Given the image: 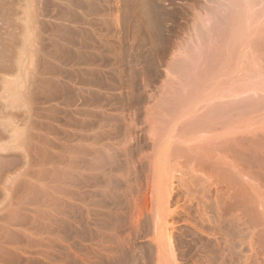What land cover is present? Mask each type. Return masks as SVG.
<instances>
[{
    "label": "rangeland",
    "instance_id": "rangeland-1",
    "mask_svg": "<svg viewBox=\"0 0 264 264\" xmlns=\"http://www.w3.org/2000/svg\"><path fill=\"white\" fill-rule=\"evenodd\" d=\"M64 1L0 0V264H264L219 172L264 132L219 113L264 99V0Z\"/></svg>",
    "mask_w": 264,
    "mask_h": 264
},
{
    "label": "bare ground",
    "instance_id": "bare-ground-1",
    "mask_svg": "<svg viewBox=\"0 0 264 264\" xmlns=\"http://www.w3.org/2000/svg\"><path fill=\"white\" fill-rule=\"evenodd\" d=\"M212 45V44H211ZM215 47V46H214ZM261 47V46H260ZM213 49V48H212ZM218 53V52H217ZM221 54V53H219ZM214 55V54H213ZM256 60V59H255ZM263 60V59H262ZM217 61V60H216ZM258 62V61H257ZM209 63V62H208ZM213 64V63H212ZM207 65V63H206ZM205 65V66H206ZM217 65V64H216ZM261 66V65H260ZM210 68V67H209ZM212 69V67H211ZM258 69V68H257ZM252 70V69H251ZM250 71V70H249ZM257 71V70H256ZM179 72V71H178ZM207 72V70H206ZM248 72V71H247ZM246 72V73H247ZM252 72V71H251ZM198 74V73H197ZM245 74V73H244ZM251 74V73H250ZM254 74V73H252ZM210 75V74H209ZM246 75V74H245ZM244 76V75H243ZM257 77V75H256ZM180 81L182 79H179ZM195 81V79H194ZM221 83V82H220ZM231 85V84H230ZM237 85V84H236ZM264 85V84H263ZM185 86V85H184ZM223 86V85H222ZM8 87V86H7ZM230 87V86H229ZM247 87V86H246ZM249 88V87H248ZM242 89V88H241ZM250 89V88H249ZM177 90V89H176ZM234 91V90H233ZM5 93V92H4ZM183 93V92H182ZM247 93V92H246ZM190 94V93H189ZM209 95V94H208ZM244 95V94H243ZM254 95V94H253ZM188 96V95H187ZM5 97V96H4ZM222 97V96H221ZM261 97V96H260ZM166 98V97H165ZM247 98V97H246ZM250 98V97H249ZM256 98V97H255ZM199 99V98H198ZM245 99V98H244ZM23 100V99H22ZM159 100V99H158ZM248 100V99H247ZM242 101L241 102V99H240V103L238 102V104L234 105V103H232V105H229L227 107H224V109L222 108V110H219L220 112V116L222 118V116L226 115V114H231V111L234 115L236 114H244V113H247L251 110H257V109H260V108H263L264 107V99L260 100L261 102H255L254 103V100H251L249 99L248 101ZM21 101V100H20ZM238 101V100H237ZM169 102V101H168ZM185 102V101H184ZM189 103V102H188ZM237 103V102H236ZM13 104V103H12ZM11 104V105H12ZM217 105V104H216ZM228 105V104H227ZM13 107V106H12ZM173 107V106H172ZM185 107V106H184ZM211 109V108H210ZM177 110V109H176ZM209 112V111H208ZM263 112V111H262ZM174 113V112H173ZM195 113V112H194ZM210 113V112H209ZM216 113V112H215ZM202 114V113H201ZM212 114V112H211ZM231 114V116L233 115ZM250 114V113H249ZM257 114V113H256ZM263 114V113H262ZM237 115V116H238ZM251 115V114H250ZM195 116V115H194ZM210 116V115H209ZM212 116V115H211ZM230 117V115H227ZM226 116V117H227ZM240 116V115H239ZM165 117V116H164ZM181 117V116H180ZM213 117V116H212ZM216 117V116H215ZM158 118V117H157ZM175 118V117H174ZM232 118V117H231ZM173 119V118H172ZM225 119V116L224 118ZM228 119V118H227ZM227 119L225 121H227ZM250 119V117H249ZM131 120V119H130ZM166 120V119H165ZM197 120V119H196ZM207 120V119H206ZM236 120V119H235ZM8 121V120H7ZM198 121V120H197ZM243 121V120H242ZM188 122V121H187ZM206 122V121H205ZM218 122V121H217ZM167 123V122H166ZM196 123V122H194ZM207 123H208V120H207ZM205 123V124H207ZM214 123V122H212ZM228 123V122H227ZM226 123V124H227ZM199 124V123H198ZM209 124V123H208ZM207 124V125H208ZM223 124V123H222ZM4 125V124H3ZM216 125V124H215ZM235 125V124H234ZM5 126V125H4ZM7 126V125H6ZM166 126V125H165ZM204 126V125H203ZM220 126V125H219ZM190 127V126H189ZM206 127V126H205ZM217 127V126H216ZM133 128V127H132ZM183 128V127H182ZM196 128V127H195ZM215 128V127H214ZM221 128V127H220ZM236 128V127H235ZM191 129V128H190ZM210 129V128H209ZM252 129V128H251ZM157 130V129H156ZM163 130V129H162ZM201 130V129H200ZM214 130V129H213ZM141 131V130H140ZM185 131V130H183ZM208 131V130H207ZM246 130H244V133H245ZM202 132V131H201ZM205 132V131H204ZM232 132V131H231ZM248 132V131H247ZM246 132V133H247ZM252 132V131H251ZM167 133V132H166ZM185 133V132H184ZM197 133V132H196ZM237 133V132H236ZM249 133V132H248ZM11 134V133H10ZM157 134V133H156ZM188 134V133H187ZM252 134V133H251ZM254 135V136H253ZM253 135L249 138L248 136H243L238 138V139H235L236 142L238 140V142L234 144V142L231 143V145H229L230 150L231 151V158L234 159L235 162L237 163H241L243 164V168H246L244 167L245 165L247 166V169L245 171V173H241V170L237 172V170H239V168L236 169L235 167V164L232 166V165H229V170H226L224 167L223 169L225 170H219L220 173H222V175L226 176L227 179H229L231 182H233L237 187H238V190L240 192H243L244 194H247L249 196L248 199H251L254 201V204L256 205L257 209L259 208L260 211H258V214H259V219L261 218L260 222L264 221V202L260 203L261 200L264 199V197L262 196L263 193H264V132L262 133H254L253 132ZM226 136V135H225ZM202 137V136H201ZM204 137V136H203ZM248 137V138H247ZM19 139V138H17ZM195 139V138H194ZM121 140V139H120ZM210 140V139H209ZM9 142V141H8ZM160 142V141H159ZM214 142V141H213ZM217 142V141H216ZM223 142V141H222ZM108 144V143H107ZM148 144V143H147ZM146 144V145H147ZM157 144V142H156ZM199 144V143H198ZM206 144V143H205ZM221 144V143H220ZM159 145V144H158ZM207 145V144H206ZM233 145V146H232ZM90 147V146H89ZM88 147V148H89ZM150 147V146H149ZM219 147V145H218ZM87 148V147H86ZM205 148V147H204ZM209 148V147H208ZM223 148V147H222ZM185 149V148H184ZM227 149V147H226ZM229 149V148H228ZM102 150V149H101ZM155 150V149H154ZM204 150V149H203ZM207 150V149H206ZM218 150V149H216ZM229 151V150H228ZM186 152V151H185ZM217 152V151H216ZM199 153V152H198ZM226 153V152H225ZM229 153V152H228ZM175 154V153H174ZM214 154V152H213ZM224 154V153H223ZM179 156V155H178ZM197 156V155H196ZM211 156V155H210ZM216 156V155H215ZM225 156V155H224ZM217 157V156H216ZM185 158V157H184ZM202 158V157H201ZM155 159V158H154ZM176 159V158H175ZM181 159V158H180ZM214 159V158H213ZM223 159V158H222ZM225 159V158H224ZM209 160V159H208ZM216 160V159H215ZM221 160V158H220ZM199 161V160H198ZM212 161V160H211ZM206 162V160H205ZM220 162V161H219ZM230 162V161H229ZM215 163V162H214ZM184 164V163H183ZM201 164V163H200ZM218 164V162H217ZM222 164V163H221ZM228 164V162L226 163V165ZM231 164V163H229ZM202 165V164H201ZM207 165V164H206ZM223 165V164H222ZM220 165V166H222ZM225 165V164H224ZM240 165V164H239ZM65 166V165H64ZM128 166V165H127ZM208 166V165H207ZM219 166V167H220ZM228 166V165H227ZM213 167V166H212ZM215 167V166H214ZM217 167V166H216ZM215 167V169H217ZM235 167V168H234ZM242 167V166H241ZM153 168V166H152ZM222 168V167H220ZM214 169V168H213ZM219 169V168H218ZM174 170V168H173ZM198 170V169H197ZM245 170V169H243ZM215 172V170H212V172ZM217 171V170H216ZM134 172V171H133ZM213 172V173H214ZM240 172V173H239ZM244 172V171H242ZM74 174V173H73ZM82 174V173H81ZM154 174V173H153ZM154 176V175H153ZM184 176V175H183ZM214 176V175H213ZM212 176V177H213ZM200 178V177H199ZM220 178V177H219ZM73 179V178H72ZM249 180L251 182H249ZM254 180H257L262 183L261 186L259 187V185H257V181L255 183H252ZM62 181V180H61ZM122 181V180H121ZM131 181V180H130ZM191 183V182H190ZM258 183V184H259ZM90 184V183H89ZM155 184V183H154ZM189 184V183H188ZM194 185V184H193ZM232 186V185H231ZM230 188V187H229ZM237 190V191H238ZM49 191V190H48ZM210 191V190H209ZM75 192V191H74ZM79 192V191H78ZM229 192V191H228ZM165 196V195H164ZM236 196V195H235ZM247 196V197H248ZM236 198V197H235ZM262 198V199H261ZM260 199V200H259ZM258 200V201H257ZM246 201V200H245ZM50 202V201H49ZM248 203V202H247ZM253 203V202H251ZM254 206V205H253ZM218 208V207H217ZM257 212V210H256ZM257 219V218H256ZM238 224V223H237ZM18 225V223H17ZM246 233V232H245ZM263 235V234H262ZM240 240V239H239Z\"/></svg>",
    "mask_w": 264,
    "mask_h": 264
},
{
    "label": "water",
    "instance_id": "water-1",
    "mask_svg": "<svg viewBox=\"0 0 264 264\" xmlns=\"http://www.w3.org/2000/svg\"><path fill=\"white\" fill-rule=\"evenodd\" d=\"M209 2L211 3V7L208 9L212 18L211 25L216 24L220 28L226 23L227 16L231 12L228 0H209Z\"/></svg>",
    "mask_w": 264,
    "mask_h": 264
},
{
    "label": "crops",
    "instance_id": "crops-1",
    "mask_svg": "<svg viewBox=\"0 0 264 264\" xmlns=\"http://www.w3.org/2000/svg\"><path fill=\"white\" fill-rule=\"evenodd\" d=\"M63 3H65V4H63L64 7H68L67 13H69V12L70 13H74V7L76 6L74 4V2H71V1L67 0V1H64ZM67 17L65 19L64 18L60 19V22H62L63 24H67L64 27L67 28L68 30H70L72 24L70 23L69 19H67Z\"/></svg>",
    "mask_w": 264,
    "mask_h": 264
}]
</instances>
